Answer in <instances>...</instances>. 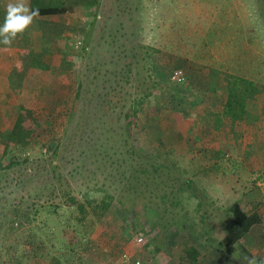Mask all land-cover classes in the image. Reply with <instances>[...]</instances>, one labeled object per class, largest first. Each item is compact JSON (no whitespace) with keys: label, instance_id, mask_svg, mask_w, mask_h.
<instances>
[{"label":"rangeland","instance_id":"rangeland-1","mask_svg":"<svg viewBox=\"0 0 264 264\" xmlns=\"http://www.w3.org/2000/svg\"><path fill=\"white\" fill-rule=\"evenodd\" d=\"M0 2L6 15L15 0ZM83 3L11 44L23 50L0 92V264L263 258L264 0ZM19 112L52 128L6 149ZM235 204L259 221L221 254Z\"/></svg>","mask_w":264,"mask_h":264},{"label":"trees","instance_id":"trees-1","mask_svg":"<svg viewBox=\"0 0 264 264\" xmlns=\"http://www.w3.org/2000/svg\"><path fill=\"white\" fill-rule=\"evenodd\" d=\"M97 0H84L83 5L87 7L88 5L91 6L92 4L96 3ZM0 5H3L2 2H0ZM29 5L31 7H38L40 9V16H49L53 14H60L65 12H74L76 11V8L73 6L78 7V0H29ZM5 9L4 11L0 12V25L3 24L4 18H5ZM3 45V44H0ZM238 81L245 82V80L239 78L236 80H231L228 82L229 92L231 100L229 101V104H235L234 105V112H237L236 110H242L243 109V92L242 89H237ZM133 105V104H132ZM231 105V104H230ZM19 109L23 112L27 111V109L22 108L19 106ZM30 112V110H28ZM137 113V108L134 106H131L129 108V112L131 114ZM129 120L127 119L126 123H128ZM42 121L35 118L31 113H29L28 117L25 118V115L23 117V113L19 112L17 117L14 119L13 127L11 128L10 132L7 134V144L6 149L9 146L13 147H19V146H26L30 139L34 137L33 135L41 138L46 137V133L49 131L48 129H51L52 127L48 124L46 129L43 126ZM51 127V128H50ZM43 130V132H41ZM54 133V132H53ZM130 133V132H129ZM11 164V161H10ZM110 198V196L108 197ZM72 202L77 203V198L75 200V197L71 198ZM104 201V206L106 208L107 205L111 203V198L109 201ZM80 207H82V203L79 204ZM234 216L232 220V226L229 229V231L224 235V237L221 240V244H223L226 247V251L221 249V254L230 253L232 251L233 245L241 238L243 237L251 228V226L259 221L258 215L256 214H246L243 212L238 204H235L234 208ZM188 253L193 255H197L198 252L192 248L191 250H188ZM259 263L264 262V257L259 258L257 260Z\"/></svg>","mask_w":264,"mask_h":264},{"label":"clouds","instance_id":"clouds-1","mask_svg":"<svg viewBox=\"0 0 264 264\" xmlns=\"http://www.w3.org/2000/svg\"><path fill=\"white\" fill-rule=\"evenodd\" d=\"M40 15L38 7H31L27 0H15L6 6L4 22L0 25V44L11 46L18 34H22ZM244 264H258L255 258H243ZM264 264V262H260Z\"/></svg>","mask_w":264,"mask_h":264},{"label":"crops","instance_id":"crops-1","mask_svg":"<svg viewBox=\"0 0 264 264\" xmlns=\"http://www.w3.org/2000/svg\"><path fill=\"white\" fill-rule=\"evenodd\" d=\"M21 50L23 49L16 44H13L12 46L0 45V92H4L7 86L9 87L7 83L10 84L9 79L12 71L21 69ZM17 51H19V53ZM1 100L2 98L0 94V127L3 125L1 123L4 122L6 114L4 111L5 108H1L4 107ZM10 105H13V102Z\"/></svg>","mask_w":264,"mask_h":264},{"label":"built area","instance_id":"built-area-1","mask_svg":"<svg viewBox=\"0 0 264 264\" xmlns=\"http://www.w3.org/2000/svg\"><path fill=\"white\" fill-rule=\"evenodd\" d=\"M171 78L177 82H181L184 79V76L181 72V70H176L172 73ZM143 240V236L141 234H139V236H137L136 241L137 242H141ZM124 258L129 259L128 256L124 255ZM134 264H139V261H135Z\"/></svg>","mask_w":264,"mask_h":264}]
</instances>
